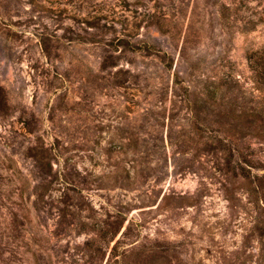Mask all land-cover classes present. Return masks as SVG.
<instances>
[{
    "label": "rangeland",
    "instance_id": "374dc122",
    "mask_svg": "<svg viewBox=\"0 0 264 264\" xmlns=\"http://www.w3.org/2000/svg\"><path fill=\"white\" fill-rule=\"evenodd\" d=\"M0 264H264V0H0Z\"/></svg>",
    "mask_w": 264,
    "mask_h": 264
}]
</instances>
